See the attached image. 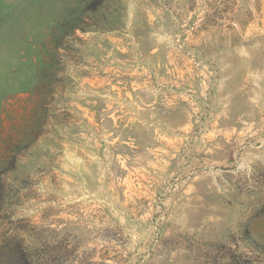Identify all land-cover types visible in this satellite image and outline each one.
<instances>
[{
	"label": "rangeland",
	"instance_id": "1",
	"mask_svg": "<svg viewBox=\"0 0 264 264\" xmlns=\"http://www.w3.org/2000/svg\"><path fill=\"white\" fill-rule=\"evenodd\" d=\"M0 264H264V0H0Z\"/></svg>",
	"mask_w": 264,
	"mask_h": 264
}]
</instances>
